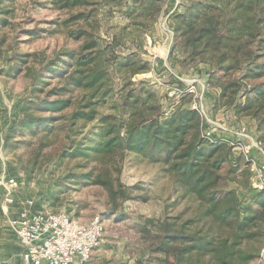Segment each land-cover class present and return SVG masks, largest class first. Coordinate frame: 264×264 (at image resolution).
I'll use <instances>...</instances> for the list:
<instances>
[{"label": "trees", "instance_id": "obj_1", "mask_svg": "<svg viewBox=\"0 0 264 264\" xmlns=\"http://www.w3.org/2000/svg\"><path fill=\"white\" fill-rule=\"evenodd\" d=\"M12 1L0 0V28L10 20ZM120 2L43 3L67 12L60 24L85 21V28L68 31L80 40L75 48L8 57L6 73L22 72L26 90L10 112L5 148L33 144L35 161L58 142L47 161L77 162L59 177L47 201L57 200L78 181L103 189L112 214H123L127 199H146L133 194L140 183L121 182L124 157L131 153L158 164L187 204L175 215L135 218L139 249L134 264H256L264 247V188L252 185L241 154L202 135L200 117L184 101L186 94L165 110L147 81H134L151 69L134 35L149 31L166 12L177 63L182 68L204 65L207 79L217 82L215 105L252 119L264 143V0H181L171 11L168 0H131L119 7L128 23L109 37L100 35L98 13ZM104 103L108 111L99 112ZM72 209L68 205L66 212ZM72 213L75 218L77 211Z\"/></svg>", "mask_w": 264, "mask_h": 264}, {"label": "rangeland", "instance_id": "obj_2", "mask_svg": "<svg viewBox=\"0 0 264 264\" xmlns=\"http://www.w3.org/2000/svg\"><path fill=\"white\" fill-rule=\"evenodd\" d=\"M46 1L13 0L9 4L11 12L8 16L11 15L10 20L5 27L0 28V114L3 117L2 122L10 120L12 108L18 105L19 99L26 90L22 72L14 75L6 73L8 57L14 53L35 51H44L46 55H51L55 50L61 48H75L80 42V40L70 37L68 31L80 26L85 28V21L75 22L67 26L60 24V21L67 16V12H57L51 5L43 6ZM130 1L121 0L112 9L106 7L100 10L98 13L100 35L109 37L128 23L119 7L120 5L121 7L127 6ZM180 1L168 0V4L173 2L170 11ZM53 20H56V23L52 22ZM27 31H35V33L28 35ZM134 38V45L138 46L140 54L149 61L151 66L149 71L136 75L134 81H147L151 89L157 93L165 110H168L177 100L172 91L175 84L185 87L193 85L211 121L209 124L211 130L216 129L219 136H225L222 132H229L231 127L234 128L233 135L234 132L240 131L242 128L249 135L252 134L248 130L249 125L244 118L237 116L227 119L226 113L229 112L225 110L230 109L215 105L214 100L217 95L212 91H215L217 82L215 79L212 81L207 79L206 67L203 70L202 64H198L197 67L184 66L182 68L177 63L179 55L176 49H172L173 30L166 12L150 27L149 31L136 33ZM167 47L169 48L168 54H165L164 58H160V55L163 54L158 53V50L161 48L164 51ZM220 76L218 74L217 79ZM115 81L116 87H119V78L116 77ZM209 99L212 102L208 101ZM184 101L190 105L191 97L187 95ZM105 104L98 105L99 112L108 111V106ZM3 137L4 130L2 141ZM57 145L58 142H55L52 146L43 149L40 155L34 157L35 161H33V144H20L18 147L9 150L5 148L3 141L2 147L0 146V174L5 173L16 177L18 190L25 193V199L41 200V203L52 211L66 212L67 206L72 205V210L77 211L74 217L80 221L88 222L94 217H99L104 225V234L100 244L92 253L91 264H134L132 256L139 249L136 243L139 233L134 227L135 218L141 216L156 219L166 213L175 215L187 204L186 200L178 198L179 191L173 187L170 178L159 171L158 164L147 162L140 156L131 153H128L121 162L119 178L127 186L140 183L142 188L134 190L133 194L143 193L146 199L125 200L121 205L123 214H112L106 210V193L103 189L96 185H85L78 181H72L60 193L57 200L49 202L46 197L54 189L59 177L77 162V160L68 161L67 159L59 161L54 158L47 161L48 155L55 151ZM3 166L5 168L1 169ZM79 202L84 207H79ZM73 211L69 215H73ZM1 225L0 217V230ZM263 250L264 247L256 264H264Z\"/></svg>", "mask_w": 264, "mask_h": 264}, {"label": "built area", "instance_id": "obj_3", "mask_svg": "<svg viewBox=\"0 0 264 264\" xmlns=\"http://www.w3.org/2000/svg\"><path fill=\"white\" fill-rule=\"evenodd\" d=\"M172 91L177 97L174 105L179 104L183 94L191 97L190 106L200 117L202 135L210 141H223L233 152L241 154L249 163L252 185L263 189L264 143L257 136L249 135L244 128L234 132L230 138L215 137L195 86L175 84ZM17 190L16 177L0 176V217L8 220L23 247V264H91L92 253L104 234L102 220L94 217L83 222L64 211H52L44 205H36L32 198H26L24 206L13 217L7 207L14 203Z\"/></svg>", "mask_w": 264, "mask_h": 264}, {"label": "crops", "instance_id": "obj_4", "mask_svg": "<svg viewBox=\"0 0 264 264\" xmlns=\"http://www.w3.org/2000/svg\"><path fill=\"white\" fill-rule=\"evenodd\" d=\"M168 36V35H167ZM169 39H171L169 37ZM168 47L164 53V51L160 48L158 50V53H161L163 55H160V58H164L165 54H168ZM167 57V56H166ZM201 66V65H200ZM203 70H205V66L202 65ZM215 91H212L214 94L216 93V95L218 94V88L215 86L214 88ZM208 101L212 102L211 99H209ZM215 103V102H214ZM223 110V109H221ZM227 114V119L230 118H235L237 116H235V114L230 111V110H225ZM9 115V112H8ZM3 117L0 114V146L2 147V132L4 130V127L7 125V123L9 121L4 120L3 122L1 121ZM247 121L248 126V130L252 133L251 135L253 137H256V130H255V123L252 119H249L247 117H242ZM8 119V118H6ZM229 124V122H228ZM233 131L234 128L231 127V130L229 132H222V134H224L225 136H219V133L217 134L216 129L212 130V133L215 137H224V138H230L233 136ZM5 168L4 166L1 167V169ZM9 175V174H5L2 173L1 175ZM26 195L23 192H20L19 190H17L14 193V203L9 205L7 207L8 211L10 212V215H12L13 217H15L19 210L24 206V199H25ZM36 201V205H43L41 203V200H35ZM40 201V202H39ZM1 230H0V264H23V259H22V252H23V247L20 245L14 230L12 229V227L10 226L8 220L4 217L1 216Z\"/></svg>", "mask_w": 264, "mask_h": 264}]
</instances>
